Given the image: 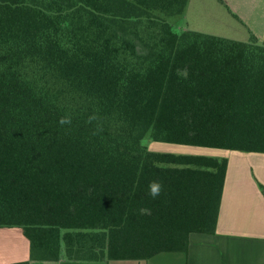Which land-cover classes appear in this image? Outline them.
<instances>
[{"label":"trees","instance_id":"16d2710c","mask_svg":"<svg viewBox=\"0 0 264 264\" xmlns=\"http://www.w3.org/2000/svg\"><path fill=\"white\" fill-rule=\"evenodd\" d=\"M188 2L0 0V228L31 260L143 261L216 233L228 159L143 141L264 154V39L154 14Z\"/></svg>","mask_w":264,"mask_h":264},{"label":"crops","instance_id":"0c3cea01","mask_svg":"<svg viewBox=\"0 0 264 264\" xmlns=\"http://www.w3.org/2000/svg\"><path fill=\"white\" fill-rule=\"evenodd\" d=\"M195 16L182 31L248 42L264 39V0H189ZM181 31V32H182ZM215 234L194 233L188 253H163L143 261L76 262L30 259L20 228H0V264H264V154L233 152Z\"/></svg>","mask_w":264,"mask_h":264},{"label":"rangeland","instance_id":"374dc122","mask_svg":"<svg viewBox=\"0 0 264 264\" xmlns=\"http://www.w3.org/2000/svg\"><path fill=\"white\" fill-rule=\"evenodd\" d=\"M154 14L169 22L173 25L176 31L181 32L182 28L187 26L189 21H195V16L192 15L190 18H185V16H169L164 12L155 11ZM143 144L151 151L154 152H164V153H174V154H186V155H204V156H214L218 158H231L233 151L221 150V149H210L196 146H185V145H176L162 142H155L151 140L149 135L144 139Z\"/></svg>","mask_w":264,"mask_h":264},{"label":"clouds","instance_id":"9594fccd","mask_svg":"<svg viewBox=\"0 0 264 264\" xmlns=\"http://www.w3.org/2000/svg\"><path fill=\"white\" fill-rule=\"evenodd\" d=\"M59 123L61 125L70 123V120L68 118H62ZM162 191V184L159 181H152L149 184V195L153 198L160 195Z\"/></svg>","mask_w":264,"mask_h":264}]
</instances>
